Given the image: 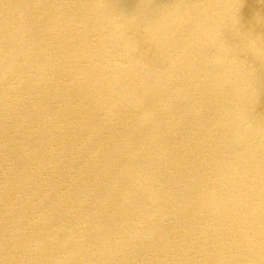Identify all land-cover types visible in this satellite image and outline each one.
<instances>
[{"label": "bare ground", "instance_id": "obj_1", "mask_svg": "<svg viewBox=\"0 0 264 264\" xmlns=\"http://www.w3.org/2000/svg\"><path fill=\"white\" fill-rule=\"evenodd\" d=\"M0 264H264V0H0Z\"/></svg>", "mask_w": 264, "mask_h": 264}]
</instances>
